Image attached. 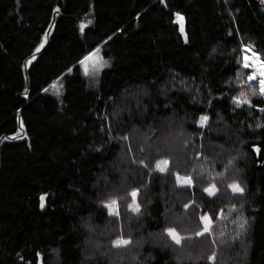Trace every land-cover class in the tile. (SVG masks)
<instances>
[{"label": "trees", "instance_id": "16d2710c", "mask_svg": "<svg viewBox=\"0 0 264 264\" xmlns=\"http://www.w3.org/2000/svg\"><path fill=\"white\" fill-rule=\"evenodd\" d=\"M245 48L264 60V0H0V264H264V99ZM97 49L91 86L80 61ZM204 214L211 236L167 235L194 237Z\"/></svg>", "mask_w": 264, "mask_h": 264}, {"label": "snow or ice", "instance_id": "6c2138e0", "mask_svg": "<svg viewBox=\"0 0 264 264\" xmlns=\"http://www.w3.org/2000/svg\"><path fill=\"white\" fill-rule=\"evenodd\" d=\"M59 11V9H57ZM180 14H177L179 16ZM182 20L183 17H180ZM181 31L183 32V28H181ZM185 42L187 43V35L185 34ZM43 47V45H41ZM239 47V46H238ZM37 51H40L38 48ZM247 52H251L252 56L249 57L247 55L244 56L243 59V68L248 69V68H253V72L248 76L249 81L253 80H259V91L253 92V95H259L262 99H264V60L261 59L259 54L254 52L251 48L246 49ZM97 52H99V49H97ZM95 56V53H93L90 56H86L84 60L80 61L81 64L84 65V71L85 75H88L90 72L89 66H88V61L92 60L93 57ZM251 59V63H249V60ZM46 91V90H45ZM233 103L236 104L237 107H243V106H248L252 107V102L250 99H248L245 95L244 92H240L238 96L232 97ZM260 112H264V108L259 109ZM209 117L208 116H201L199 120V127L204 128L207 126V121ZM258 128L264 127V125L258 124ZM122 139H127V137H123ZM260 152V149L257 148V153ZM135 162V161H133ZM141 163H144L141 161ZM170 161L168 159H159L156 161L155 165V171L158 173H169L170 172ZM145 168L148 167L147 164L144 165ZM175 180L180 184L181 187H191L193 186V179L191 176H182L179 174V172H176L175 174ZM228 188L232 190V193L235 195L239 196H244L245 194V188L240 185L238 182H233L228 185ZM205 192L208 193L209 196H215L219 189L216 187L215 184H212L210 187L204 189ZM131 197L134 200L133 205L131 206V210L135 213H140L141 208L140 204L135 202V198L139 195V189H135L130 193ZM105 207L109 209V214L115 217H118L120 215L119 212V202L118 200L113 199L111 203L106 204ZM185 207H188V205H185ZM222 214V210H221ZM200 221L203 223V228L195 233V236H182L174 227H169L166 229L167 235L171 238V240L176 244V245H182V242L187 240V241H192L194 239L198 238H204L206 235L211 236L212 235V230H213V218L211 215L204 214L200 216ZM248 224V221L246 218L242 220V223L240 224L241 229L246 230V226ZM233 239H236L234 237ZM213 244L216 243L215 239H212L211 241ZM132 241L130 239H125L121 235L119 238H117L113 244L114 247L117 249L121 248H127ZM208 259H211L213 261V264H216L217 256L215 253H213L211 256L208 257Z\"/></svg>", "mask_w": 264, "mask_h": 264}, {"label": "rangeland", "instance_id": "374dc122", "mask_svg": "<svg viewBox=\"0 0 264 264\" xmlns=\"http://www.w3.org/2000/svg\"><path fill=\"white\" fill-rule=\"evenodd\" d=\"M245 54H246V52H245ZM105 65H106V62L102 58V50H99V52L96 51L93 59L88 61V66H89L90 72L86 76H87V79H88L91 86L97 85V75H98V71H99L98 69L103 68ZM83 69H84V65H83ZM250 70H251V68H250ZM252 83H255V80H253Z\"/></svg>", "mask_w": 264, "mask_h": 264}, {"label": "bare ground", "instance_id": "6f19581e", "mask_svg": "<svg viewBox=\"0 0 264 264\" xmlns=\"http://www.w3.org/2000/svg\"><path fill=\"white\" fill-rule=\"evenodd\" d=\"M245 55H247V56L251 57V56H252V53H251V52H247V51H246V54H245ZM249 63H251V59L249 60ZM251 70L253 71L254 69H253V68H251Z\"/></svg>", "mask_w": 264, "mask_h": 264}, {"label": "water", "instance_id": "95a60500", "mask_svg": "<svg viewBox=\"0 0 264 264\" xmlns=\"http://www.w3.org/2000/svg\"><path fill=\"white\" fill-rule=\"evenodd\" d=\"M259 56H260V55H259ZM42 200H43L42 203L44 204V203H45V198H43Z\"/></svg>", "mask_w": 264, "mask_h": 264}, {"label": "built area", "instance_id": "2783aa9c", "mask_svg": "<svg viewBox=\"0 0 264 264\" xmlns=\"http://www.w3.org/2000/svg\"><path fill=\"white\" fill-rule=\"evenodd\" d=\"M245 52H246V49H245Z\"/></svg>", "mask_w": 264, "mask_h": 264}]
</instances>
